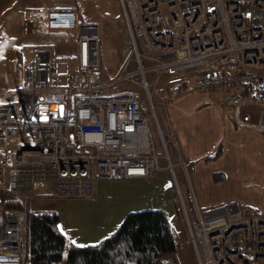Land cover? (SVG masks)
<instances>
[{
  "label": "built area",
  "instance_id": "built-area-1",
  "mask_svg": "<svg viewBox=\"0 0 264 264\" xmlns=\"http://www.w3.org/2000/svg\"><path fill=\"white\" fill-rule=\"evenodd\" d=\"M119 1L138 69L117 80L131 79L142 89H110L113 81L104 82L99 26L80 22L77 8L47 13V21L58 22L48 29L64 32L77 45L64 85L50 49L23 48L32 60L18 97L0 104V191L22 201L21 207L0 205V264H28L32 199L92 198L99 177H154L161 157L168 161L176 210L200 264H264V210L245 212L235 201L201 206L176 134L163 130L154 109L165 150L159 154L147 109L149 102L155 108L154 94L165 103L184 84L202 92L242 84L262 111L259 121L249 122L237 108V120L264 131V0ZM164 5L180 11L167 15ZM149 70L156 73L154 83ZM27 103L33 109L22 116Z\"/></svg>",
  "mask_w": 264,
  "mask_h": 264
},
{
  "label": "crops",
  "instance_id": "crops-1",
  "mask_svg": "<svg viewBox=\"0 0 264 264\" xmlns=\"http://www.w3.org/2000/svg\"><path fill=\"white\" fill-rule=\"evenodd\" d=\"M95 3L96 0H0V104H8L18 97L25 69L32 60V54L24 51V47L47 48L59 59L58 65L69 61L75 64L76 42L68 40L62 31L48 29L47 26L56 27L58 23L53 18L47 21L48 11L77 8L81 16L85 7ZM242 87V84H236L230 89L215 88L206 92L229 101L220 108L215 106L210 112L194 110V104L185 99V90L165 102L166 132L173 130L176 134L181 153L191 168L196 198L204 207L235 201L264 210V131L241 124L236 117L239 108L242 118L257 122L262 107L245 104L241 96H237L245 94ZM218 147L220 152L216 157H206ZM171 150L172 158L176 160L178 154L173 148ZM102 178L96 180L95 196L80 199L81 203L74 207L73 232L59 224L68 243L100 241L110 235L133 209L158 205L155 208H164L169 218L177 221L181 218L175 206L176 193L172 190L163 193L160 204H155L156 195L147 193L148 177H120L117 180L124 183L109 189ZM170 185L171 182L166 183L167 188ZM110 192L118 197L110 198Z\"/></svg>",
  "mask_w": 264,
  "mask_h": 264
},
{
  "label": "rangeland",
  "instance_id": "rangeland-1",
  "mask_svg": "<svg viewBox=\"0 0 264 264\" xmlns=\"http://www.w3.org/2000/svg\"><path fill=\"white\" fill-rule=\"evenodd\" d=\"M140 1L143 2L144 0ZM163 9L167 15H170L172 12L180 11L178 6L168 7L164 5ZM79 21L95 22L99 25L100 58L104 69L103 80L106 83H112L111 81H113L110 89H142L139 84L134 83L131 79L117 80L120 74L121 76H124L127 74L126 71H136L138 69L137 57L133 45L131 31L121 2L119 0H96V3L92 7H85L82 10V15L79 17ZM217 59V56L211 57L213 62L217 61ZM147 64H149L148 61ZM58 70L60 72L59 84L64 85L68 70V62L59 63ZM148 78L151 83H154L157 78L156 73L152 70H149ZM136 79H140L138 73H136ZM163 79L164 76L162 77L161 81ZM184 90V94H186L185 99L194 104L193 108L196 111L206 110L207 112H210L214 110L215 106L220 108V106H223L224 103L229 102L228 99H221L219 97L212 96L210 93L195 89L190 84L182 87L181 91ZM238 95L241 96L245 104L251 106L256 105L254 99L249 94H237V96ZM153 99L155 108L152 107L150 102L147 105L149 121L157 151L159 154H163L165 150L159 133L158 122L155 117L154 109L156 110L158 119L161 122L160 124H162L163 129L167 131L163 119V112L165 113V103L161 101L159 95L154 94ZM170 99H168L169 102L171 101ZM160 164L162 169L157 171L154 177H148L149 186H147V193L156 195L155 200L158 203L155 202V204H160L163 193H167L169 190H172L171 192L174 191L173 185H170L169 188L166 187L167 182L172 183L173 181L170 170L167 168V159L161 157ZM117 179L119 178L104 177L102 178V182L105 184L107 189H109V187L114 188L115 186L122 185L124 183L123 180ZM111 192L109 193L110 198L118 197V195L115 193L112 194ZM80 199L86 198L37 196L30 202V206L36 212H58L60 214L59 224H61V226L65 229L73 232V210L77 204L81 203L79 202ZM157 206L158 205L152 206L151 208H155ZM171 225L177 241V251L174 253V258L177 264H200L198 255L191 240V235L186 220L180 218L177 221L173 218L171 219ZM74 229H76V226H74Z\"/></svg>",
  "mask_w": 264,
  "mask_h": 264
},
{
  "label": "trees",
  "instance_id": "trees-1",
  "mask_svg": "<svg viewBox=\"0 0 264 264\" xmlns=\"http://www.w3.org/2000/svg\"><path fill=\"white\" fill-rule=\"evenodd\" d=\"M32 109V105L25 104L22 116ZM219 152L220 147L206 157H216ZM0 205L21 207L22 201L0 191ZM240 206L245 212L257 211ZM59 223L58 212H36L29 208L28 264H177L174 258L177 241L169 215L162 207L128 212L110 235L96 243H68Z\"/></svg>",
  "mask_w": 264,
  "mask_h": 264
},
{
  "label": "bare ground",
  "instance_id": "bare-ground-1",
  "mask_svg": "<svg viewBox=\"0 0 264 264\" xmlns=\"http://www.w3.org/2000/svg\"><path fill=\"white\" fill-rule=\"evenodd\" d=\"M57 105L56 104H51V107L52 108H55ZM45 187L43 185V183H39V190L40 191H44Z\"/></svg>",
  "mask_w": 264,
  "mask_h": 264
},
{
  "label": "water",
  "instance_id": "water-1",
  "mask_svg": "<svg viewBox=\"0 0 264 264\" xmlns=\"http://www.w3.org/2000/svg\"><path fill=\"white\" fill-rule=\"evenodd\" d=\"M60 109H61V111H62V109H63V105L60 106ZM52 114L55 115L56 113H55V112H52Z\"/></svg>",
  "mask_w": 264,
  "mask_h": 264
}]
</instances>
